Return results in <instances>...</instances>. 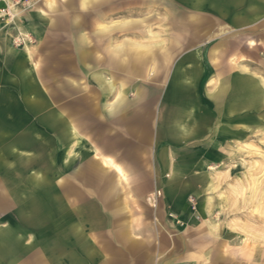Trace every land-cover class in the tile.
Wrapping results in <instances>:
<instances>
[{
  "label": "rangeland",
  "instance_id": "obj_1",
  "mask_svg": "<svg viewBox=\"0 0 264 264\" xmlns=\"http://www.w3.org/2000/svg\"><path fill=\"white\" fill-rule=\"evenodd\" d=\"M193 1L110 0L111 3L101 8H111L105 9L107 16L104 24H112V27L128 22L148 21V28L155 37H137L134 40L156 45L164 44L163 40L167 41L169 35L179 34V26L183 27L182 37L193 29H197V32L201 29V19L195 21L193 15L184 19L187 10H201L206 14L216 11L219 14L218 24L221 25L225 21L221 20L225 4L214 5L210 0H204V8L194 10ZM115 7L116 9H113ZM124 7L131 8V11L127 12ZM37 8H45L44 0H0V93L20 92L19 78L16 80L10 77L15 78L14 74L18 76L13 68L16 69L18 57L26 58V47L34 53L38 65H43L46 69L43 81H48L53 75L49 70L52 66L50 61L55 55L48 58L47 62L41 59H44L50 50L57 54L61 50L57 52V47L51 44L55 35L48 38L49 45L45 46L47 27L35 22L33 12L37 11ZM96 10L98 9L94 12ZM91 18L88 17L87 21H91ZM8 26H14L13 31H9ZM222 27L225 25L220 26ZM81 34H92V38L94 36L92 30L80 29L73 30L72 39L75 41ZM115 34H121L115 41L117 44L129 41L126 40L129 35L115 30L107 36L111 38V43ZM7 37L18 50L14 57L7 53ZM154 53L157 60L162 58V52L158 49H155ZM5 60L8 63L4 62ZM54 65L56 67V63ZM70 66L75 68L73 80L80 86V89L74 91V124L77 127L79 123L81 128L83 125L80 115L83 111L87 115L93 113L95 118L98 113L88 110L89 108L79 109L81 107L76 103L84 94L99 97V88L88 82L87 75L80 76L74 65ZM55 67L52 68L55 70ZM92 71L91 69L89 73ZM55 79L60 80L46 86L49 90L54 89L56 98L61 92L60 86L65 84V77L55 75ZM11 80H14V84H11ZM45 88L39 86V93L46 103V108L50 109L52 98H49ZM133 97L134 93H129V98ZM17 98L18 95H0V109L11 101L18 107ZM62 102L65 103V100ZM9 105L12 106L11 103ZM249 110L252 121H262L247 137L214 138L215 130L220 128L221 123L209 118V124L200 131L201 122L208 117L200 119L198 116L188 122L191 137L180 135L179 144L175 146H169L161 132L160 141L155 143L153 150L147 149L151 152L148 163L137 162L142 156L137 151L140 149L135 148L131 149L132 154L125 153L126 156L130 155L129 163L113 159L112 150L116 148L120 155H124L125 149L120 147L123 140L120 133L115 132L113 138H110L105 124L98 134V122L90 125L87 122L85 127H91V131L78 130L81 139L66 143L56 140L53 133H50L44 111L28 114L27 124L36 122L39 129L33 127L31 132L26 133V148L33 153H40L36 166L42 167L49 186L52 183L64 194L68 189L69 194L67 192L68 195L64 199L73 212L68 213V216L72 217L75 223H52L50 217L45 216V208L36 197L37 194L27 193L26 197H11L9 204L12 209L9 219L0 217V229L4 227L10 234L4 239L8 244L3 248L4 254L9 253V258L1 259L0 264H55L52 259L47 258L50 252L78 253L80 247L94 251L99 244L103 247L102 259H91L88 253L78 254L75 256L79 259L78 264H115V252L118 259L129 258L128 255L122 254L123 244L115 238V232L124 229L121 228L122 225L131 226L126 229H129L131 235L139 242L146 243L144 248L146 246L149 253L159 252L163 257H167L170 248L178 250L180 257H185L186 264H264V108L259 113L252 107H249ZM236 111L234 108V116ZM38 114L41 116L37 117ZM87 119L89 120V116ZM252 121L235 122V130H241L242 126L252 130L255 128ZM226 144L233 148L225 149ZM66 155L71 157L68 161ZM105 158L131 172L130 184L127 186L131 192V201L126 200L125 191L119 192L113 202L105 201L104 191L107 188L98 187L97 173L89 166L90 163L103 165ZM83 167L85 178L90 182L85 186L80 179L75 178ZM106 167V177L113 176L118 181V177L114 176L116 171L110 166ZM33 188L35 187L32 186ZM61 214L66 215L65 212ZM85 216L86 223H76ZM70 224L82 226L85 240L81 238L80 242L73 243L61 238L62 235L59 236L56 225H61L66 230ZM125 261L128 262V259Z\"/></svg>",
  "mask_w": 264,
  "mask_h": 264
},
{
  "label": "crops",
  "instance_id": "obj_2",
  "mask_svg": "<svg viewBox=\"0 0 264 264\" xmlns=\"http://www.w3.org/2000/svg\"><path fill=\"white\" fill-rule=\"evenodd\" d=\"M210 2L214 5L225 4L221 15V20H225L221 25L225 27L220 28L221 25L217 22L219 14L216 11H211L210 14L201 12L200 9L205 6L204 0H194L192 9L200 11L187 10L184 19L191 15L195 21L201 19L203 25L199 33L197 29H193L182 37L183 27L179 26V34L169 35L167 41L163 40L164 44L151 45L134 40L137 37L150 39L155 37L148 28V21L128 22L114 27L112 24H104L107 16L105 9L111 8H103V11L101 7L111 3L110 0L58 2L44 0L45 8H37V11L33 12L35 22L47 27L45 46L49 45L48 38L55 35L51 44L57 47V52L61 51L57 54L50 50V53L41 59L47 62L48 58L55 55L50 61L52 66L49 70L53 75L45 82L43 79L46 69L43 65H38L34 53L26 47L28 49L24 55L26 58L18 57L16 69L13 68L18 76L14 74L15 78L10 77L16 80L19 78L20 92L0 93L9 97L18 95V107L15 106L14 101H11L12 106L9 103L0 109V217L2 219L10 217L11 197L16 195L26 197L27 193H33L37 194L36 197L45 208V216L50 217L52 223H75L72 217L68 216L72 211L64 199L69 194L68 189L64 194L52 183L49 186L42 167L36 166L40 153L31 151L36 156L32 168L28 170L22 168L23 160L13 158L11 155L12 148L28 152L26 133L31 132L33 127L39 129L36 122L27 124L28 114L44 111L50 133H53L56 140L66 143L81 139L78 130L91 131V127H85L87 122L89 125L98 122V134L105 124L110 138H113L115 133H120V138L123 140L120 147L125 149L124 155H120L117 151V145H114L116 150H112L114 154L111 153L113 159L121 163L130 162V155L126 156L125 153L132 154L131 149L134 148L140 149L137 151L142 156L138 163L150 162L148 159L150 151L147 149L153 150L155 143L160 141L159 135L162 136V133L169 146L179 144L180 135L191 137L188 122L198 116L200 119L204 116L208 117L203 123L201 122L200 131L206 128L210 120L221 123L220 128L215 130L214 138L247 137L255 131L262 119L257 122L252 121L249 107L255 108L258 113L264 108V0H210ZM95 9L98 10L94 12ZM124 9L127 12L131 11V8L124 7ZM88 17H92L91 21H87ZM12 27L14 26H11L9 31H13ZM80 29L92 30L95 37L92 38V34L89 36L81 34L74 41L72 32ZM115 30H121L123 34L129 35L126 37L129 41L117 44L115 41L121 34H115L111 43V38L107 36ZM174 37L178 39L175 40ZM155 49L162 52L160 60L155 56ZM7 53L13 57L18 54L9 37H7ZM4 62L8 63L6 60ZM69 64L78 69L80 76L87 75L88 82L94 83L99 88V97L84 94L76 103L81 107L79 109L89 108L88 110L92 112L95 110L98 113L95 118L93 113L87 115L83 111L80 115L83 125L81 128L79 123L77 127L74 124V91L80 89V86L73 80L75 68ZM52 67H55V70ZM27 69H31L32 74L26 77ZM91 69L93 71L89 73ZM55 75L65 77V84L60 86L61 92H57L56 98L54 89L49 90L46 86L59 82L60 79H55ZM11 82L14 84V80ZM39 86L46 87V93L52 98L50 109L46 108V103L39 93L41 92ZM130 91L134 93L133 98H129ZM120 96H123L122 99H119ZM32 98L36 100L34 104L29 103ZM63 100L65 103L62 102ZM234 108L237 109L236 116H234ZM39 116L41 114L37 115ZM251 121L255 123V128L252 130L244 129V126L239 131L235 130V122ZM74 131L76 136L73 134ZM100 139L99 136L98 140ZM229 148L233 147L226 144L225 149ZM70 158L66 155V161ZM103 163L100 166L90 163L89 166L97 173L98 187L107 188L104 191L105 201L113 202L119 196V192L124 191L126 200L131 201V192L127 188L130 184L131 172H127L110 159L105 158ZM106 165L116 171L114 176L118 177V181L113 176L106 177ZM36 171L40 172L41 181L35 180L33 173ZM85 177V167H83L75 178L80 179L85 186L90 184ZM32 186L35 188L32 189ZM43 198L45 202H41ZM62 212L66 215L61 214ZM86 222L85 216L76 223ZM67 227L69 229L64 230L63 226L56 225L57 233L59 236L62 235L61 238L73 243L80 242L81 238L85 240L80 224H70ZM121 228L124 229L116 231L115 238L123 244L122 254L128 255L129 258H120L121 261H118L120 259L116 257L115 252L113 257L115 264H186L185 257L183 254V257H180L178 250L170 248L167 257H163L159 252L149 253L146 246L144 248L146 243L139 242L131 235V231L126 229L131 228L130 225H122ZM9 235V230H4V227L0 229L2 248L0 260L9 258V253L4 254L3 251L4 246L8 244L4 239ZM80 248L78 253L50 252L47 258L52 259L55 264H78L79 259L75 256L87 253L91 259H102V245L99 244L94 251L87 247ZM127 259L128 262L125 261Z\"/></svg>",
  "mask_w": 264,
  "mask_h": 264
},
{
  "label": "bare ground",
  "instance_id": "obj_3",
  "mask_svg": "<svg viewBox=\"0 0 264 264\" xmlns=\"http://www.w3.org/2000/svg\"><path fill=\"white\" fill-rule=\"evenodd\" d=\"M31 74H32V70L31 69H27L26 72H25V76L27 77V76H30ZM122 97L123 96H120L119 99H122ZM35 101L36 100L34 98H32L29 103L30 104H34ZM73 134H74V136H76V132L75 131H74ZM11 150H12L11 155L13 156V158H19V159L24 161L23 167H22L24 170H28V169L32 168V164L34 163L33 159L36 156L35 154H33L31 151L26 152V151H23V150H21L19 148L18 149L12 148ZM33 175L36 177L35 180L41 181L40 172L36 171L35 173H33ZM41 202H45L44 198L42 199Z\"/></svg>",
  "mask_w": 264,
  "mask_h": 264
}]
</instances>
